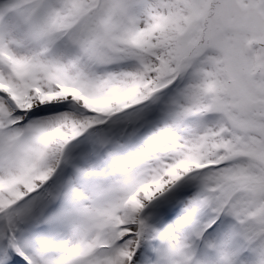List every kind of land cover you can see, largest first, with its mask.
I'll return each mask as SVG.
<instances>
[{
	"label": "snow or ice",
	"instance_id": "obj_1",
	"mask_svg": "<svg viewBox=\"0 0 264 264\" xmlns=\"http://www.w3.org/2000/svg\"><path fill=\"white\" fill-rule=\"evenodd\" d=\"M0 264H264V0H0Z\"/></svg>",
	"mask_w": 264,
	"mask_h": 264
}]
</instances>
